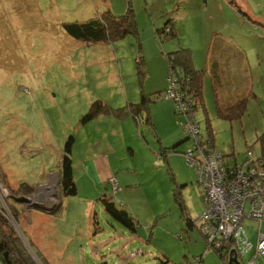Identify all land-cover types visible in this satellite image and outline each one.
<instances>
[{
  "label": "rangeland",
  "instance_id": "rangeland-1",
  "mask_svg": "<svg viewBox=\"0 0 264 264\" xmlns=\"http://www.w3.org/2000/svg\"><path fill=\"white\" fill-rule=\"evenodd\" d=\"M129 7L137 35L110 44L78 41L62 27L107 10L122 16ZM171 25L176 37L159 34ZM185 47L192 50L198 70L212 71L204 74L196 113L202 134H211L216 149L232 155V162H242L248 149L260 154L264 0H0V227L5 225L37 264H184L204 254L206 242L196 224L204 212L197 170L183 155L167 161L154 154V141L164 137L172 143L166 119L172 101L157 95L151 103L156 135L143 118L140 130L134 124L135 137L106 115L76 128L96 100L121 108L139 103L142 93L150 98L163 94L165 88L158 90L163 85L161 53L167 61L168 53ZM139 61L146 77L138 72ZM222 80L223 86H217L223 99L248 98L239 120L217 113L214 83ZM70 136L75 138L78 194L64 197L60 169ZM190 146L187 140L168 152L185 154ZM105 162L125 173L121 184L136 186L114 192L111 180L117 176H109ZM22 184L33 187L31 194ZM103 196L124 205L138 222L135 233L105 212ZM179 197L192 208L183 211ZM189 215L196 227L188 226ZM245 228L256 243L260 223L246 220ZM245 255L241 264L250 259ZM229 258L211 250L204 264H229Z\"/></svg>",
  "mask_w": 264,
  "mask_h": 264
},
{
  "label": "built area",
  "instance_id": "built-area-1",
  "mask_svg": "<svg viewBox=\"0 0 264 264\" xmlns=\"http://www.w3.org/2000/svg\"><path fill=\"white\" fill-rule=\"evenodd\" d=\"M167 81L168 88L159 98L175 104L177 124L192 141L184 157L197 170L198 184L203 190L204 212L196 222L209 249L216 251V247L221 246L227 258L234 250L240 260L241 255L254 248L246 264H260L264 257L261 230L264 223V155L255 157L248 151L240 163L225 157L216 149L211 136L205 138L202 134L196 114L202 103L191 78L175 67ZM111 184L116 192L119 189L117 180H112ZM246 219L260 223L255 245L246 234ZM203 260V257L194 259L196 264H202Z\"/></svg>",
  "mask_w": 264,
  "mask_h": 264
},
{
  "label": "trees",
  "instance_id": "trees-1",
  "mask_svg": "<svg viewBox=\"0 0 264 264\" xmlns=\"http://www.w3.org/2000/svg\"><path fill=\"white\" fill-rule=\"evenodd\" d=\"M62 27L66 32V34H68L71 38L87 43L110 44L119 39L125 38L130 34L137 35L138 33L137 22L131 7H129L127 9V12L122 16H115L114 14H112L111 10H107L104 13L100 14L98 17H95L87 22L65 23L63 24ZM167 29H170V31L167 32ZM158 32H160L159 34L164 33L165 38L168 39H172L177 36L176 30L174 29V27H172V25L170 28L166 26L163 29L158 30ZM167 58L169 62V75L172 68L176 67L183 70L185 74H187L191 78V84L194 87V89H196V91L198 92L199 98L202 103L203 101L202 82H203L204 74L206 72L203 70L199 71L194 67L192 50L189 48H181L177 51L167 54ZM137 66L140 76L146 77L145 71H143L142 69L141 61L138 62ZM218 85L223 86L222 84H218ZM219 91H220V87H217L215 85L214 92L216 97V108L218 115L223 119H227L231 121L241 119L246 113L248 98L246 97L241 99L237 98L235 101L225 100L223 99ZM160 94L162 93L161 92L154 93L153 98H150L148 94L142 93L141 101L139 103L137 104L129 103L128 105L121 108H113L101 100H96L93 103H91L89 111L82 117L81 121L79 122V126L81 127L86 126L88 123L99 118L101 115H109L119 119H126L128 117H133L138 123H141V119L143 118L145 123L153 126L154 122H153V116L150 111L151 109L150 106L151 103H153V101L157 99V95L160 96ZM251 94L252 91L249 93V96H251ZM253 96L255 97V95ZM158 99L166 100L159 97ZM175 115L177 117L176 109H175ZM186 135L188 137L187 140L190 141L191 139H189L188 134ZM139 136L141 137V135ZM210 136L212 137L211 134ZM74 143H75V138L73 136H70L65 144L64 156L61 163L59 187H60L61 195L64 197H73L78 194V185L75 180L74 167L72 161V150ZM191 145H192V141H191ZM248 151H252V150L248 149L246 151V157ZM260 155H264V149L258 155H255L254 153L255 157H259ZM224 156L227 158H232L231 157L232 155L231 156L224 155ZM22 185L26 188L27 194H31V192L33 191V187L25 184ZM178 199L180 206L182 207V210L186 211V207L184 203H182L183 200H181V197H179ZM101 201L105 212L110 217H112L115 221L123 225L128 231L132 233H135L137 231L138 222L134 219V217L130 214V212L124 209L122 203L121 205H118L112 200L111 197H107V196H103L101 198ZM187 222L189 227H196L197 222L196 224H194L195 222H192L190 218H188ZM4 226L5 225H2V227H0L1 264H37L34 258L32 259V257H30V255L24 249H22L21 246L18 245L14 239H12V237L6 232V227ZM197 227L206 242V250L204 254L196 257L205 258V255L211 252V249H209L207 239L202 234L200 227L198 225ZM194 259L184 264H196ZM263 260L264 257L260 261V264H264ZM204 262L205 259L203 260L202 264H204ZM162 264H169V261H166Z\"/></svg>",
  "mask_w": 264,
  "mask_h": 264
},
{
  "label": "crops",
  "instance_id": "crops-1",
  "mask_svg": "<svg viewBox=\"0 0 264 264\" xmlns=\"http://www.w3.org/2000/svg\"><path fill=\"white\" fill-rule=\"evenodd\" d=\"M222 9H224V8H219V10H222ZM174 27V26H173ZM211 39H215V37H213L212 36V38ZM222 39V38H221ZM186 48V47H185ZM209 51H211L210 49H209ZM169 54V53H168ZM211 54V53H210ZM161 56H162V69H163V72H162V79H163V85H161V87H160V89H158V90H162V89H164L165 88V90H166V88H167V86H168V77H169V62H168V58H167V61H166V59L164 58V52H162L161 53ZM193 65H194V67L196 68V64H195V62H194V56H193ZM214 67V65L212 64V68ZM197 69V68H196ZM198 70V69H197ZM199 71H202V70H199ZM205 72L207 73V74H211L212 75V71H208V70H205ZM236 79L235 78H231V82H234ZM222 82V83H221ZM224 83V80H222V81H219V82H215L214 83V86L216 85H218V84H223ZM218 87V86H217ZM127 99L129 100L130 98L127 96ZM130 101V100H129ZM132 102H137V101H132ZM172 104H170V106H168V110H166V119L168 120V122H169V124H170V132H169V134H170V138H172V143H169L164 137H162V138H160V139H158L157 140V142H155L154 141V147H155V150H154V154L155 155H157L158 157L159 156H163V157H165V160H167L168 161V158L169 157H179V158H181L182 159V157L184 156V153H181V152H176V151H174V152H168V151H170V150H173L174 148H176V147H179L180 145H182L185 141H187V135H186V133L184 132V130L182 129L181 130V132L182 133H184V135L186 136V137H184V135L183 134H181V132L177 129V127L179 126L178 124H177V117H176V120H175V116H174V114H175V107H174V104H173V102H171ZM152 114V113H151ZM102 116V115H101ZM100 116V117H101ZM106 116H109V115H106ZM153 116V115H152ZM109 117H112L116 122L115 123H118V125H119V128H120V130H124V129H129V131H130V133H134L133 134V136L135 137V127H134V124L136 123V124H138V127H139V130H140V128L142 127V123H138L136 120H135V118H133V117H128V118H126V119H119V118H115V117H113V116H109ZM98 120V118L97 119H95V120H93V121H97ZM93 121H91V122H93ZM90 122V123H91ZM153 122H154V120H153ZM146 125H147V127H149V129H150V134H154V135H156L157 134V131H158V127L156 126V123H154V125L153 126H151L150 124H147V123H145ZM176 125H177V127H176ZM79 127H81V126H77L76 128L77 129H79ZM152 127H153V129H152ZM157 129V130H156ZM162 136V135H161ZM156 138H157V136H156ZM136 141L138 140L139 141V139L138 138H134ZM153 139V138H152ZM140 144H142L141 142H140ZM171 144H173V145H171ZM143 145V144H142ZM191 147V146H190ZM180 150H185L186 151V147L185 146H182L181 148H180ZM188 150V149H187ZM263 151V150H262ZM132 152V154L134 155V151H131ZM149 152V151H148ZM151 152V151H150ZM183 155V156H182ZM159 159V158H158ZM84 164V163H83ZM87 164V166H85V171L87 172L88 171V168H89V170H90V167H89V164H88V162L86 163ZM104 166H105V170L106 171H108V172H110V174H109V176L111 177V176H117V177H114V179L115 180H117V183H118V185L120 184L121 186H122V188L123 189H118L119 191H121V192H124L125 190H127V189H129V188H132V187H135L136 185H130V182H129V184L128 183H125V184H127V185H123V184H121V179H122V176L123 175H125V173H122V169H116L115 170V168L114 167H112L111 168V165H109L107 162H105V164H104ZM74 167V166H73ZM82 167V166H81ZM75 170V169H74ZM98 170V169H97ZM99 172V171H98ZM130 172V171H129ZM131 173H132V171L130 172V175H131ZM133 173H135V171H133ZM90 174V176H92V174L90 173V172H88V175ZM112 174H114V175H112ZM83 176H85L84 174H81V177H83ZM84 179H86V177H84ZM114 179H112V180H114ZM75 180H77L76 179V177H75ZM111 180V181H112ZM86 181H84V183H85ZM100 182V181H99ZM183 184H185V183H183ZM78 185V184H77ZM187 186V184L186 185H183V186H179V189H182L183 187H186ZM117 190V191H118ZM202 193H203V190H202ZM183 203H185L186 205H185V207L187 208V210H189L190 208H192V205H190L191 204V202L190 201H187V203H186V201H184ZM188 205V206H187ZM124 206V205H123ZM189 218L191 219V217H190V215H189ZM192 220V219H191ZM246 220H248V221H252V220H249V219H246ZM192 222H193V220H192ZM246 222V221H245ZM251 240V243L253 244V245H255L256 243H255V240H256V238H255V240H253L252 238L250 239ZM253 252H254V248L251 250V251H249L246 255H248L249 257H251V255L253 254ZM208 254V253H207ZM206 254V255H207ZM206 255H205V257H206ZM245 255V256H246ZM42 256L46 259V260H49V262H50V258L48 257V256H46V255H44V254H42ZM205 259V258H204Z\"/></svg>",
  "mask_w": 264,
  "mask_h": 264
},
{
  "label": "water",
  "instance_id": "water-1",
  "mask_svg": "<svg viewBox=\"0 0 264 264\" xmlns=\"http://www.w3.org/2000/svg\"><path fill=\"white\" fill-rule=\"evenodd\" d=\"M215 250L220 257L223 255V248L221 246L216 247ZM229 264H241L240 260L238 259V255L234 252V250L230 254Z\"/></svg>",
  "mask_w": 264,
  "mask_h": 264
},
{
  "label": "clouds",
  "instance_id": "clouds-1",
  "mask_svg": "<svg viewBox=\"0 0 264 264\" xmlns=\"http://www.w3.org/2000/svg\"><path fill=\"white\" fill-rule=\"evenodd\" d=\"M223 256V255H222Z\"/></svg>",
  "mask_w": 264,
  "mask_h": 264
}]
</instances>
